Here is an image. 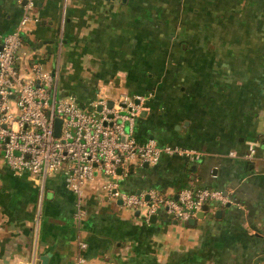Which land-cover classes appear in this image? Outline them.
I'll return each instance as SVG.
<instances>
[{
    "label": "crops",
    "instance_id": "0c3cea01",
    "mask_svg": "<svg viewBox=\"0 0 264 264\" xmlns=\"http://www.w3.org/2000/svg\"><path fill=\"white\" fill-rule=\"evenodd\" d=\"M23 2L0 0V36ZM29 12L15 66L55 71L56 95L83 109L98 97L124 108L125 95L139 105L136 141L196 152L129 164L121 190L204 186L225 201L192 222L144 218L97 175L77 226L61 171L14 172L0 150V264H74L77 239L84 264H264V0H33Z\"/></svg>",
    "mask_w": 264,
    "mask_h": 264
},
{
    "label": "built area",
    "instance_id": "2783aa9c",
    "mask_svg": "<svg viewBox=\"0 0 264 264\" xmlns=\"http://www.w3.org/2000/svg\"><path fill=\"white\" fill-rule=\"evenodd\" d=\"M32 4L33 0H24L17 23L0 36V150L10 170L41 177L61 171L74 194L72 218L77 226L84 215V184L97 175L102 178V193L137 210L144 218L163 211L185 220L193 217L203 203H223L225 195L220 189L204 186L182 187L175 196L163 195L154 188L137 192L119 188L118 178L131 163H154L164 154H185L194 159L196 152L158 144L153 138L136 141L132 123L139 105L125 95L121 99L124 108L120 103L107 106L105 99L98 97L90 109H83L73 95H56L55 71L43 70L36 63L28 68L15 66L20 33L33 19L29 12ZM97 105L99 109L94 110ZM121 109L125 113H120ZM55 118H59L58 134H54ZM254 151V145L247 144L242 156L250 158ZM227 154L236 152L229 150ZM85 246L84 240L77 239L74 264H84Z\"/></svg>",
    "mask_w": 264,
    "mask_h": 264
},
{
    "label": "water",
    "instance_id": "95a60500",
    "mask_svg": "<svg viewBox=\"0 0 264 264\" xmlns=\"http://www.w3.org/2000/svg\"><path fill=\"white\" fill-rule=\"evenodd\" d=\"M107 106H110L112 104V100L108 99L106 102ZM96 109H99V105L96 106ZM58 128H59V118H55L54 121V134H58ZM207 203H203L200 210L195 213V217H201L204 213V210L207 208ZM154 215H151L150 218H153ZM188 221L192 222L194 220V217L187 218Z\"/></svg>",
    "mask_w": 264,
    "mask_h": 264
},
{
    "label": "rangeland",
    "instance_id": "374dc122",
    "mask_svg": "<svg viewBox=\"0 0 264 264\" xmlns=\"http://www.w3.org/2000/svg\"><path fill=\"white\" fill-rule=\"evenodd\" d=\"M119 112L120 113H125V109H121Z\"/></svg>",
    "mask_w": 264,
    "mask_h": 264
}]
</instances>
